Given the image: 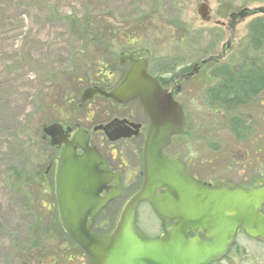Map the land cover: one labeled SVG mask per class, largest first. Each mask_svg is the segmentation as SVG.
Listing matches in <instances>:
<instances>
[{"label":"rangeland","instance_id":"374dc122","mask_svg":"<svg viewBox=\"0 0 264 264\" xmlns=\"http://www.w3.org/2000/svg\"><path fill=\"white\" fill-rule=\"evenodd\" d=\"M201 1L0 0V264H90L79 246L63 231L58 233L59 224L57 230L51 227L57 215L55 167L44 171L51 151L41 140L42 127L60 119L90 126L92 121L88 122L86 117L105 116L97 109L90 110L99 101L77 108L78 96L86 83L72 79L74 76L81 79L84 71L91 81L96 79L92 82H99L103 73L115 82L126 69V65L118 66V58L131 50L139 56L147 55L149 71L157 73L218 56L222 45L229 42L218 62L203 65L199 75L192 78L193 94L178 98L184 109L186 131L192 133L189 155L192 168L200 174L245 185L264 178V91L230 110L217 103L210 104L206 94L219 81L214 74L218 68L245 67L251 62L264 64V48L261 51L251 48L248 31L249 23L263 14L247 16L236 22L233 29L228 28L231 12L264 6V0H205L211 15L208 22L202 21L196 12ZM86 17H95L113 27L112 44H106L107 49L97 43H86L73 28L81 22L80 18ZM128 36L134 41L127 42ZM56 79L63 80L68 88L58 104L47 99ZM233 116L243 123L240 138L229 129ZM93 135L110 157L107 142ZM174 150L183 155L188 147L178 139ZM112 153L115 163L118 157L126 156L128 165L122 167L123 195L107 208V218H99L94 228L102 233L111 229L110 221H116L141 183L140 159L113 150ZM20 171L25 176L15 174ZM40 172H45L47 179L42 193L39 182L26 179ZM135 220L145 235L160 234V223L147 203L138 205ZM37 224L44 229L50 227L52 237L44 242L46 248L38 261L28 258L36 254L29 252L28 247ZM219 264H264V245L240 233L231 255Z\"/></svg>","mask_w":264,"mask_h":264},{"label":"water","instance_id":"95a60500","mask_svg":"<svg viewBox=\"0 0 264 264\" xmlns=\"http://www.w3.org/2000/svg\"><path fill=\"white\" fill-rule=\"evenodd\" d=\"M202 21L211 19L204 0L197 6ZM264 14V6L244 7L229 14V18L244 19ZM223 24V23H221ZM227 45H225L226 47ZM223 47L222 51H225ZM128 61L121 81L109 92L98 87H87L80 102L99 93L119 104L136 99L142 113L148 118V127L142 147V183L124 204L110 233L91 232L97 212L110 200L120 195V189L111 186L112 193L99 195L102 188L118 176L106 169L104 159L89 146V133L77 128L70 139L62 137V128L53 123L43 128L51 137L50 143H64L56 158L54 194L58 220L63 231L87 254L90 264H211L219 260L233 242L238 227L248 237L264 241V181L250 187L216 182L208 187L199 184L176 158L163 154L171 137L184 126V113L179 103L163 90L147 68L145 57L133 53L121 55L119 65ZM218 57H207L193 66L197 70ZM192 74V73H191ZM123 121L113 119L109 124L94 127L103 129L112 142L138 132V124L121 126ZM59 135L58 139H54ZM73 144L82 153L77 155ZM146 201L161 221L163 235L145 237L134 223L135 209ZM89 216V220L87 217ZM170 221L171 225L166 223Z\"/></svg>","mask_w":264,"mask_h":264},{"label":"flooded vegetation","instance_id":"af4514ba","mask_svg":"<svg viewBox=\"0 0 264 264\" xmlns=\"http://www.w3.org/2000/svg\"><path fill=\"white\" fill-rule=\"evenodd\" d=\"M238 21H239L238 19H233L232 21H230L228 28L233 29V27L235 26V23ZM225 45H227V46L225 47ZM223 47H225V49H228L229 48V42L224 44ZM223 47H222V49H223ZM138 50H140V48H138ZM144 50H143V52L145 53ZM131 52H133L134 57L145 56L147 58V72L149 74H151L152 76H154L157 79V81L159 82L160 87L163 90H165L168 94H170L171 97L173 98V100L178 102L181 106H182V104L178 98L180 96L190 97L193 94L192 93L193 92L192 78H194L196 75H199V72H200L202 66H200L197 70H194L193 69V65L195 64L194 63V64H192V66H179L176 69H174L175 67H172L169 69H161L157 73H152L149 71V60H148L147 55H140V56L136 55V52H134V50H131ZM146 54H148V53H146ZM223 55L224 54H222L220 56H223ZM124 65H126V68H127L128 63H124L123 66ZM118 66L123 67L120 65H118ZM124 73H125V71L123 72L122 76L118 80H116L117 82L116 81L114 82V80L112 81V79L109 78L106 73H103L102 76L98 78L99 82H95L96 79H93L95 81L94 82H92L93 80L90 81L92 83L85 85V87H88V86L99 87L102 90H104L105 92H109L121 80ZM191 73H193V74H191ZM98 79H97V81H98ZM82 90H81V92H82ZM81 92H80V94H81ZM80 94H79L78 99H77V101H78L77 108H83L88 103H92L94 101H99L100 104H98L97 107L90 108V110L94 111V109H95V111H96V109H97L99 112L105 113V116H103L102 118L101 117L93 118L91 116L89 118L86 117V120L88 122L92 121L90 126L86 125V124H80V123H76V124L75 123L74 124L66 123L64 121V119L51 121V123H58L63 130L62 137L67 138V139H70L72 133L77 128H82V129L86 130L90 136L88 144L92 148H94L102 156V158L104 159L105 164H106V169L108 171H110L113 175L118 176V184H115V182L113 181V178H112L106 184V186H109V187L107 189L102 188V190L99 192V195L101 197H104L106 193H108V194L112 193V189L110 187L113 185H116L115 188H119L121 190L119 196L110 200L95 215V218L92 221V225H91V229L93 231H95L94 228H95L99 218H101L102 220L106 219L107 218V213H106L107 208L109 209L111 207V205L114 204L115 201L118 200L124 193V185H123L124 174H123V168L122 167H125L128 165L127 164V158L125 155L133 156V157L136 156L138 159H140V162H142V145H143V140H144V136H145L149 121H148V118L142 113V111L139 107L138 101L135 99L129 100L125 104H119L109 97H105L102 94L96 93L91 98H89L86 101H84L83 103H81L79 100ZM131 104H133L134 106H131ZM50 106L52 108H56L54 104H50ZM182 108H183V106H182ZM58 111H59L60 115H62V112L59 109H58ZM183 112H184V109H183ZM88 114L91 115L90 113H88ZM113 119L123 121L121 126H130L129 131L134 130V127H132L131 125H128L129 123L138 124L139 125L137 128L138 132L134 135L129 136V137L119 138L115 141L110 142L107 140V137L105 136L103 129H97L95 131L93 130L94 127L104 126V125L109 124V122H111ZM93 134L100 136L103 141L107 142L108 147L111 148L110 152L108 151L110 157L106 156L105 152L100 148L102 143L99 142L96 138H94ZM58 138H59V135H56L54 137V139H58ZM191 138H192V133L190 131H186V121H185L182 132L176 136L171 137L170 143L163 149V153L166 156L176 158L179 161H181L184 165L185 170L188 172V174L191 177H193L199 184L204 185V186H208V187H210V186L213 187V186H215L216 182H220V183H229V184H232L233 186H239V187L246 188V187L253 185L256 181H258L257 185H260L261 182L259 180H261V179L264 180V178H258L256 180H254L251 184L245 185V184H239V183H237L231 179H228V178H223V177H218V176L212 177L209 174H200V173L196 172L192 168V162H191V158L189 156L191 154V152H190ZM43 139H44L45 143L47 144L48 149L51 151V155H49V157H48V166H47V171H46V172H48V171H51L53 169V167H55L56 157L60 153V150L63 146V142L61 144L52 145L50 143L51 137L48 135H43ZM178 139H182L184 141V144L186 143V145L188 147L187 154L183 153V155H182V154H180L181 152L179 153L178 150H176V151L174 150V147L176 145V141ZM73 147H74V151L77 155L82 153V150L78 147V145L73 144ZM112 150L115 153L116 152H119L120 154L122 153L125 157L124 158L118 157V162L115 163L114 162V154L112 153ZM139 175H141V179H142V171L141 170L139 171ZM261 209H262V212L264 213V203H263ZM87 219L88 220L90 219L89 216L87 217ZM158 221L160 223V229H161V222L159 219H158ZM115 222L116 221L112 219L110 221L109 228L112 229ZM171 224H172V222H170V221L166 223L167 226H169ZM104 225H107V222H104ZM106 229H108V227ZM240 233H242L244 236H246V238H248L249 240L254 241L258 244L264 245V241L248 237L247 235H245L243 233L241 227H238L236 234H235V237L233 239V242L231 243V246L229 247L227 252L222 256L221 259H219V260H217L211 264H219L231 255V253L233 252L234 247H235L237 235ZM145 236H147V235H145ZM160 236H162V231L160 232V234H158L156 236H147V237L155 238V237H160Z\"/></svg>","mask_w":264,"mask_h":264},{"label":"trees","instance_id":"16d2710c","mask_svg":"<svg viewBox=\"0 0 264 264\" xmlns=\"http://www.w3.org/2000/svg\"><path fill=\"white\" fill-rule=\"evenodd\" d=\"M79 21L81 22L77 23V25L73 24V28H75V31L78 32L80 37L85 39L86 43L87 41L90 43H97L96 45L98 47H103L104 50L107 49L106 44H112L111 34H113V27H111L109 24H105L101 20L97 21L95 17L93 19L91 17L80 18ZM72 22L73 21H71V23ZM248 31L250 35L251 48L256 51H261L264 48V15L253 19L248 25ZM88 38H90V40ZM101 40H105L106 43H103ZM130 41L134 40H132L131 36H128L127 42ZM82 74L83 76L81 77V79L74 76L72 80L76 82H80L82 80L81 82L86 83V85L89 84V81H91V79L88 78V74H86L84 71ZM214 74L219 78V81L216 85L209 88L206 92L210 104L217 103L224 106L226 109L229 108L230 110V107L244 104L248 102L252 97L257 96L259 93L264 91V64L259 65L251 62V64L245 67H232L225 65L218 68L214 72ZM62 81L63 80L61 79H56L54 85L51 86L54 88L47 96V99L49 101L52 100L53 103L57 104L62 102L61 97H63L65 90H68L67 87H64ZM50 104H52V102H50ZM229 129L236 138H240L241 132H243L244 130L241 119L236 116L231 117L229 119ZM41 140L44 144V147L48 148V146L45 145V141L42 135ZM49 153L50 152H48L47 155L48 157ZM15 174H17L18 176H25L22 171H20V173L16 172ZM26 179L29 182H39V192L42 193V191H45L44 182L47 181L45 172H40L34 177L28 176L26 177ZM55 220L56 223L52 221V223L55 224L51 227L57 230L59 226L56 218ZM49 230L50 227L49 229H44V227H40V225L37 224V227H35L34 229V239L32 238L30 246L28 247V251L30 250L29 252H36V254L28 256V258L35 259L37 261L42 259V255H40V253L43 249L46 248L44 242H47L48 240L50 241L52 238L51 236H49ZM59 230H57L58 233L62 232L61 229Z\"/></svg>","mask_w":264,"mask_h":264}]
</instances>
